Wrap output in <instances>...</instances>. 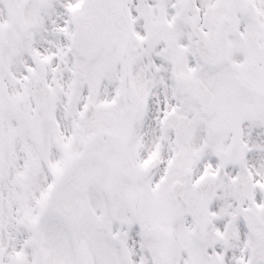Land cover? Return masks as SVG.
I'll return each instance as SVG.
<instances>
[{
	"label": "snow or ice",
	"instance_id": "obj_1",
	"mask_svg": "<svg viewBox=\"0 0 264 264\" xmlns=\"http://www.w3.org/2000/svg\"><path fill=\"white\" fill-rule=\"evenodd\" d=\"M0 264H264V0H0Z\"/></svg>",
	"mask_w": 264,
	"mask_h": 264
}]
</instances>
